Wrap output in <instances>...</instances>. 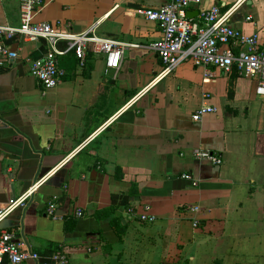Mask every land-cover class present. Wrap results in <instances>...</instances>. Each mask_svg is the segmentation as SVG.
I'll return each instance as SVG.
<instances>
[{
	"label": "crops",
	"instance_id": "0c3cea01",
	"mask_svg": "<svg viewBox=\"0 0 264 264\" xmlns=\"http://www.w3.org/2000/svg\"><path fill=\"white\" fill-rule=\"evenodd\" d=\"M164 1L45 0L37 22L73 33L97 26L101 38L137 45L125 51L119 70L107 71L93 46L84 68L73 53L60 57L67 75L51 90L30 73L46 43L0 38L18 54L15 60L0 55V207L46 176L3 230L41 261L55 264L53 254L65 249L71 264L78 251L92 254L124 243L146 225L131 219L129 208L147 206L157 221L146 229L167 242L232 237V250L264 255V97L256 94L257 80L237 70L227 74L185 62L158 78L163 64L149 48L162 32L138 10ZM21 2L0 0V26H19ZM214 6H237L230 24L259 34L264 49V0H202L188 16L198 19ZM204 106L218 111L194 121ZM197 148L223 163L196 159ZM187 173L197 187L183 178ZM51 202L58 218L47 214ZM95 262L102 264H89Z\"/></svg>",
	"mask_w": 264,
	"mask_h": 264
},
{
	"label": "built area",
	"instance_id": "2783aa9c",
	"mask_svg": "<svg viewBox=\"0 0 264 264\" xmlns=\"http://www.w3.org/2000/svg\"><path fill=\"white\" fill-rule=\"evenodd\" d=\"M202 0H165L159 7L138 10V13L150 22L159 25L162 37L150 45L162 61L163 69L158 78L172 74L185 62H192L196 67L216 68L227 74L234 70L244 77L257 80L256 94L264 97V49L259 47V34L248 35L236 30L230 24L237 6L227 10L214 6L208 10H201L198 19L188 16L191 5L200 7ZM45 0H22L20 6L19 26H0V38L13 40L21 36L27 41H43L47 45L46 54L31 62L30 73L38 80L44 90H51L63 82L66 71L59 66V58L73 53L78 60L80 68L86 66L90 46L95 54L105 58L107 71L119 70L125 51L137 45L127 44L112 39L97 36V26L82 33H73L47 22H37L35 15L43 8ZM250 21L251 18H248ZM61 44L64 46L61 47ZM0 55L10 60H15L18 54L4 43H0ZM209 76L212 73L208 71ZM218 109L214 106L199 108L192 119L201 121L207 114H214ZM193 155L196 159L221 165L223 160L211 150L197 148ZM183 178L197 187L191 174H184ZM46 180V176L35 182L31 188L6 206L0 207V225L7 220L17 209L24 208L32 199ZM57 206L49 203L48 216L58 218ZM199 207L192 211L198 212ZM150 207L139 212L131 207L128 215L131 219L137 218L141 222L154 223L157 216L151 214ZM77 217L83 216V211L78 210ZM199 220H194L196 228ZM92 252V248H88ZM55 264H69V255L65 249L55 252L52 256ZM32 261L35 264H48L41 261L38 254L34 253L25 244L19 241L15 233L0 229V264H23Z\"/></svg>",
	"mask_w": 264,
	"mask_h": 264
},
{
	"label": "rangeland",
	"instance_id": "374dc122",
	"mask_svg": "<svg viewBox=\"0 0 264 264\" xmlns=\"http://www.w3.org/2000/svg\"><path fill=\"white\" fill-rule=\"evenodd\" d=\"M146 225L137 226L136 234L126 236L124 243H112L106 249L92 254L76 252L71 264H89L91 260L101 261L102 264H264L262 254H244L232 250V237L204 236L189 242H167L157 232L147 230ZM79 249L83 250L82 247Z\"/></svg>",
	"mask_w": 264,
	"mask_h": 264
},
{
	"label": "water",
	"instance_id": "95a60500",
	"mask_svg": "<svg viewBox=\"0 0 264 264\" xmlns=\"http://www.w3.org/2000/svg\"><path fill=\"white\" fill-rule=\"evenodd\" d=\"M6 221V220H5ZM5 221L0 225V229H4L5 227H4V224H5Z\"/></svg>",
	"mask_w": 264,
	"mask_h": 264
}]
</instances>
